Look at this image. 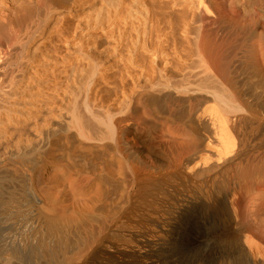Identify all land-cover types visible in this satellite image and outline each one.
Here are the masks:
<instances>
[{"label": "bare ground", "instance_id": "bare-ground-1", "mask_svg": "<svg viewBox=\"0 0 264 264\" xmlns=\"http://www.w3.org/2000/svg\"><path fill=\"white\" fill-rule=\"evenodd\" d=\"M46 2L0 18V264H264V0Z\"/></svg>", "mask_w": 264, "mask_h": 264}, {"label": "rangeland", "instance_id": "rangeland-1", "mask_svg": "<svg viewBox=\"0 0 264 264\" xmlns=\"http://www.w3.org/2000/svg\"><path fill=\"white\" fill-rule=\"evenodd\" d=\"M218 1H219V3H222L223 0H218ZM45 2H46V0H35V3H36L35 6L37 7V14L35 15L34 19H36L37 23L41 22L43 15L48 10V7H49V6H47L48 3L46 2L47 3L46 4ZM70 2H71V0L70 1L69 0H66V1L65 0H63V1L57 0V4L59 6L56 3H55L56 5L54 4V6L57 8L60 7V9H64L62 7L67 6L66 4H68ZM26 4H28V0H5L4 2H0V18L3 19L4 21H7L10 17L14 16L15 10L17 9V7H19V5L22 6V5H26ZM21 9H22V7H21ZM82 20H84V18ZM31 23L32 22H31L30 18L26 16L25 18L21 19V22L18 24V28L15 31L13 29H11V30L8 29L6 31V33L1 34L0 35V54H2L4 52L7 54H13V53L15 54V52L19 53V48H18L19 44H20L21 40L24 38L26 30L30 27ZM40 73H42L41 74L42 76L46 75L47 78L51 77L50 75H48L49 73L44 74V75H43V73H46V72H40ZM50 79L52 80V78H50ZM42 85L50 86L51 81H46ZM64 86H65V84H64ZM64 86L61 85L60 89H63Z\"/></svg>", "mask_w": 264, "mask_h": 264}]
</instances>
